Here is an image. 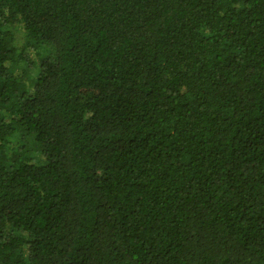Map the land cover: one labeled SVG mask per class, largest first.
Wrapping results in <instances>:
<instances>
[{"label":"trees","instance_id":"1","mask_svg":"<svg viewBox=\"0 0 264 264\" xmlns=\"http://www.w3.org/2000/svg\"><path fill=\"white\" fill-rule=\"evenodd\" d=\"M0 264H264V0H0Z\"/></svg>","mask_w":264,"mask_h":264},{"label":"rangeland","instance_id":"2","mask_svg":"<svg viewBox=\"0 0 264 264\" xmlns=\"http://www.w3.org/2000/svg\"><path fill=\"white\" fill-rule=\"evenodd\" d=\"M17 36H19V34Z\"/></svg>","mask_w":264,"mask_h":264}]
</instances>
